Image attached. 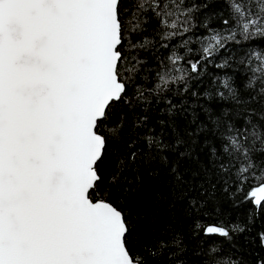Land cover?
Listing matches in <instances>:
<instances>
[{
	"label": "snow or ice",
	"instance_id": "1",
	"mask_svg": "<svg viewBox=\"0 0 264 264\" xmlns=\"http://www.w3.org/2000/svg\"><path fill=\"white\" fill-rule=\"evenodd\" d=\"M0 264H264V0H0Z\"/></svg>",
	"mask_w": 264,
	"mask_h": 264
},
{
	"label": "trees",
	"instance_id": "2",
	"mask_svg": "<svg viewBox=\"0 0 264 264\" xmlns=\"http://www.w3.org/2000/svg\"><path fill=\"white\" fill-rule=\"evenodd\" d=\"M226 207H227V206H226ZM229 219H230L231 221H235V220L237 219L236 214L233 213V214L229 217ZM212 239H213V240H216V239H221V238H218V237H212Z\"/></svg>",
	"mask_w": 264,
	"mask_h": 264
}]
</instances>
